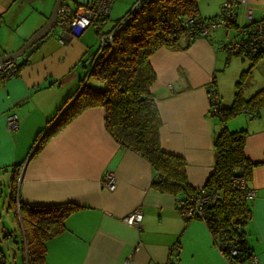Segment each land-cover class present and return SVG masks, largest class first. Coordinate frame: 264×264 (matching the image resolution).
<instances>
[{
  "label": "crops",
  "instance_id": "crops-1",
  "mask_svg": "<svg viewBox=\"0 0 264 264\" xmlns=\"http://www.w3.org/2000/svg\"><path fill=\"white\" fill-rule=\"evenodd\" d=\"M91 1L71 0L77 7ZM136 1L113 0L109 14L114 7L129 9ZM255 2L264 4V0H248V3ZM220 3L221 0L217 10L208 16L219 12ZM240 4L236 13L245 19L246 7ZM257 9L262 13L256 18H261L264 7ZM6 12V0H0V18ZM41 16L20 32L15 31L14 24L6 25L9 37L5 40L0 27V41L3 40L0 55L22 46L46 21L45 14ZM87 31L88 28L81 35L73 36L66 28L54 27L28 48L21 60H16L23 63L17 74L0 82V181L9 191L11 176L16 170L18 191L24 202L72 201L79 205L65 218L64 229L48 239L47 264H161L169 257V249L173 245L179 248L184 242L182 237L189 240L193 230L205 242L212 235L202 219H184L179 215L171 192L152 186L155 171L151 162L112 136L105 125L102 105L84 108L48 135L37 150H30L40 131L81 82L86 67L80 58L86 52H93L90 51L93 42L85 37ZM228 34L229 28H216L210 37L197 36L190 42L183 36L179 45L160 46L150 55L155 72L150 88L161 120L159 143L165 151L183 156L187 183L192 187L202 186L211 170L212 140L220 126L219 120L208 112V84L214 85L218 105H229L233 99L227 101L228 96L218 92L220 87L215 77L216 65L222 63L223 54L219 55V50L226 52L221 43L233 32ZM236 55L247 59L248 72L254 64L264 67V53L251 65L248 56ZM229 57L226 53L225 62ZM241 73L234 90H240L243 98L264 85L263 68L254 91L245 96L244 87L251 82L249 78L244 79L249 73L244 69ZM13 113L20 122L15 130L7 127V117ZM223 122L228 129H244L245 155L251 161H261L264 105L253 112L230 115ZM106 169L115 173L114 190L101 184ZM246 185L253 188L254 195L245 198L250 211L244 225L245 238L259 262L264 264V163L250 168ZM136 208L143 212L140 225L129 224L124 219ZM180 256L178 250L175 261Z\"/></svg>",
  "mask_w": 264,
  "mask_h": 264
},
{
  "label": "trees",
  "instance_id": "trees-1",
  "mask_svg": "<svg viewBox=\"0 0 264 264\" xmlns=\"http://www.w3.org/2000/svg\"><path fill=\"white\" fill-rule=\"evenodd\" d=\"M219 12L212 16H200L196 0H137L123 15L115 19L108 30H102V26L109 17L110 10L85 28H73L72 35L79 36L93 25L100 42L95 51L89 52L87 62L86 56L80 58L86 70L78 88L61 105L56 115L49 119V123L39 133L40 139H35L36 145L33 143L30 150H37L48 135L84 108L102 105L108 131L120 144L148 158L155 171L152 186L171 192L175 197L177 211L179 208L176 207V200L190 203L191 194L205 191L214 194L215 200L203 216L182 213V218L202 219L223 257L230 264H245L249 254L253 253L245 238L244 229L250 211L243 190L232 187L231 181L236 175L247 180L250 168L257 163H264V154L261 161L249 160L243 151L244 129H228L223 121L243 109L253 112L263 106L264 85L247 98H243L240 90H236L229 105H219L216 116L220 126L212 140L213 163L200 187H192L187 183L183 156L161 147V120L150 88L155 79L150 55L160 46L179 45V39L183 36L186 42L192 41L193 39L187 38L186 30L196 28L197 22L200 24L201 20L212 18ZM189 18L195 21L190 22ZM233 26L235 25L231 24ZM263 53L246 55L240 50L232 52L248 56L250 65ZM16 64L19 68L23 63ZM90 76L100 81L98 86L89 84ZM3 80L4 77L0 75V82ZM17 175L18 172L13 170L4 208L12 212L18 226L16 231L20 236V245L17 247L21 264H47L48 239L64 229L65 218L79 205L72 201L52 204L24 202L18 191ZM7 201L11 206L6 204ZM12 235V232L3 234L6 239ZM229 248L234 249L235 253L232 254ZM177 252L178 245L169 249L168 264L173 262L172 256ZM0 264H6L1 249Z\"/></svg>",
  "mask_w": 264,
  "mask_h": 264
},
{
  "label": "rangeland",
  "instance_id": "rangeland-1",
  "mask_svg": "<svg viewBox=\"0 0 264 264\" xmlns=\"http://www.w3.org/2000/svg\"><path fill=\"white\" fill-rule=\"evenodd\" d=\"M220 0H196L197 3V10L200 16L207 17L208 15L214 13L218 8V3ZM55 0H6L7 3V12L4 13L2 22L0 21V27H2L4 34L2 38L7 39L8 30L6 25L10 26V24H14V29L16 32H20L28 24L33 25L36 23L41 16V13H44L47 17L49 16L52 6ZM71 2V0H66V3ZM241 7H244V1H240ZM249 7H252L250 14L252 18L259 17L262 13V10H258L257 7H264V4H260L259 2L255 3H248ZM112 6V5H111ZM124 7H114L112 13L109 17L105 20V24L102 26V30H108L115 19L119 16L123 15L127 10L128 7L123 11ZM240 14L238 13L236 16V22L242 23L246 21V18H240ZM94 26L88 27V30L85 34V37L93 42V47L90 51H95L99 44V36L94 31ZM54 29V27L52 28ZM234 29L229 27V34L233 32ZM30 36V35H29ZM28 36V37H29ZM27 37V38H28ZM1 39V36H0ZM89 41V42H91ZM0 41V43H2ZM75 46H78L75 43ZM220 54L222 55V63L221 65L217 63L216 68L218 69L215 73L216 82L220 87L218 92L221 94L223 92L224 96H228L227 101L231 100L233 94L236 90L235 89V81L239 79V76L244 69V72L248 74L245 80L249 78L251 84L245 85L244 80V94L247 96L248 93H252L254 91L253 86L256 80L262 73L263 65L254 64V66L250 69V72L246 71L248 66L247 59H240L239 56L236 54L230 53L229 60L225 62L226 52L219 50ZM89 52H86L83 58L86 56V62L88 61ZM21 57H18L17 60H21ZM220 58V56H219ZM17 63V61H15ZM244 73V74H245ZM100 81L95 78L94 76L89 77V84L93 86H98ZM250 87V91L248 92L247 88ZM259 88V87H258ZM242 92V89H241ZM212 115L218 119L217 116ZM40 137L37 139L39 140ZM8 187L0 181V249L2 250L3 254L6 258V264H21V255L19 248L17 246L20 245V236L18 235V231H16V222L13 218V214L10 210L3 208V202L7 198V191ZM9 205V201L7 203ZM11 206V205H9ZM6 232H12L13 235L8 237V239L4 238L3 234ZM189 240L185 237H182L181 241H184L180 244L178 250L180 253V258L178 261L175 260V256H172L171 264H230L220 253L219 249L216 246V243L213 242L212 237H209V241L205 242L203 238H200V235L196 231H192L189 235ZM17 241V242H16Z\"/></svg>",
  "mask_w": 264,
  "mask_h": 264
},
{
  "label": "built area",
  "instance_id": "built-area-1",
  "mask_svg": "<svg viewBox=\"0 0 264 264\" xmlns=\"http://www.w3.org/2000/svg\"><path fill=\"white\" fill-rule=\"evenodd\" d=\"M240 1H244V7H246L245 18L246 21L242 23L236 22V7ZM112 0H94L90 7H68L65 4L58 10V15L55 20V25L68 29V33L71 35V30L76 27H85L90 23H95L101 15L108 14L110 10V4ZM250 7L248 0H222L220 3V12L218 15L212 18H205L201 20L198 26L194 29H187L186 36L189 39H194L197 36L210 37L212 30L216 28L228 29L231 24H234L233 35L226 38L221 43L222 49L226 53H232L240 50L246 55L255 54L258 52H264V15L261 18H252L250 14ZM190 22L195 19H188ZM187 20V21H188ZM16 62L13 60H6L0 66V75L2 77L11 75L15 72ZM207 96L209 101L208 112L209 114L216 115L219 112L218 96L215 91L212 82L208 84ZM245 113H249L247 109L242 110ZM8 125L10 128H16L18 125V116L13 113L8 115ZM101 184L108 190H113L116 186V176L113 170L106 169L102 174ZM231 186L237 189L243 190V196L245 198L252 197L254 195L253 188H249L246 185V180L241 175H236L231 181ZM190 203H186V200H176V207H178V213L182 217V213L192 216H203L210 208L214 199V194L208 192H197L189 196ZM142 212L140 208H136L130 212L124 219L126 222L132 225H140L142 220ZM220 243V242H219ZM220 245L225 246L220 243ZM173 250L175 247L172 248ZM231 253H235L234 249H231ZM168 264L167 260L165 263ZM245 264H262L257 259L254 253H250L246 259Z\"/></svg>",
  "mask_w": 264,
  "mask_h": 264
},
{
  "label": "water",
  "instance_id": "water-1",
  "mask_svg": "<svg viewBox=\"0 0 264 264\" xmlns=\"http://www.w3.org/2000/svg\"><path fill=\"white\" fill-rule=\"evenodd\" d=\"M64 1L65 0H55L52 6V10L46 21L39 28H37L18 49L1 54L0 64L9 59L16 60L18 57L24 56L28 48H30L33 44L42 39L47 33H49L55 24L58 10Z\"/></svg>",
  "mask_w": 264,
  "mask_h": 264
},
{
  "label": "bare ground",
  "instance_id": "bare-ground-1",
  "mask_svg": "<svg viewBox=\"0 0 264 264\" xmlns=\"http://www.w3.org/2000/svg\"><path fill=\"white\" fill-rule=\"evenodd\" d=\"M93 1L94 0H92L89 4H87V5H85V7H90L91 6V4L93 3ZM62 4H65V5H67L68 7H75L76 5L73 3V2H69V3H66V0L62 3ZM62 6V5H61ZM60 6V7H61ZM110 9H111V7H110ZM53 27H57V25H55L54 24V26ZM86 27V26H85ZM85 27H83V28H85ZM52 30V29H51ZM71 35H72V33H71ZM28 51V50H27ZM9 60H13V61H16V60H14V59H9ZM4 62H2L1 64H0V66L3 64ZM17 65H16V69H15V72L13 73V74H11V75H8V76H5L4 77V79H8V78H10V77H12V76H14V75H16L17 74ZM19 125H20V122H19V119H18V125H17V127L16 128H10L9 127V125H8V117H7V127L9 128V129H13V130H15V129H17L18 127H19ZM115 189V188H114ZM113 189V190H114ZM141 212H142V210H141ZM142 214H143V212H142ZM143 216V215H142Z\"/></svg>",
  "mask_w": 264,
  "mask_h": 264
}]
</instances>
